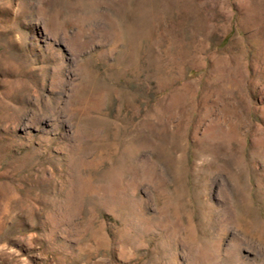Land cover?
Masks as SVG:
<instances>
[{
  "label": "rangeland",
  "instance_id": "1",
  "mask_svg": "<svg viewBox=\"0 0 264 264\" xmlns=\"http://www.w3.org/2000/svg\"><path fill=\"white\" fill-rule=\"evenodd\" d=\"M0 264H264V0H0Z\"/></svg>",
  "mask_w": 264,
  "mask_h": 264
}]
</instances>
